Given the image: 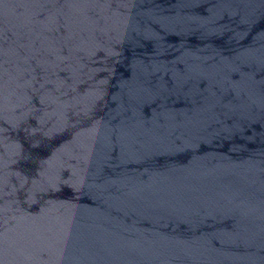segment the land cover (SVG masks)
I'll use <instances>...</instances> for the list:
<instances>
[{
    "label": "water",
    "instance_id": "1",
    "mask_svg": "<svg viewBox=\"0 0 264 264\" xmlns=\"http://www.w3.org/2000/svg\"><path fill=\"white\" fill-rule=\"evenodd\" d=\"M0 264H264V0H0Z\"/></svg>",
    "mask_w": 264,
    "mask_h": 264
}]
</instances>
